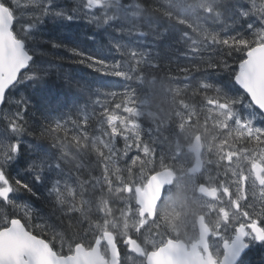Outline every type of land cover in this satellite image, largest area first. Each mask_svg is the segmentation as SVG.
Returning <instances> with one entry per match:
<instances>
[{"label": "snow or ice", "instance_id": "obj_1", "mask_svg": "<svg viewBox=\"0 0 264 264\" xmlns=\"http://www.w3.org/2000/svg\"><path fill=\"white\" fill-rule=\"evenodd\" d=\"M0 264H264V0H0Z\"/></svg>", "mask_w": 264, "mask_h": 264}, {"label": "rangeland", "instance_id": "obj_2", "mask_svg": "<svg viewBox=\"0 0 264 264\" xmlns=\"http://www.w3.org/2000/svg\"><path fill=\"white\" fill-rule=\"evenodd\" d=\"M82 27V29H83V26H81ZM103 36V33L102 32H100V33H98V38H101ZM73 72L74 73H79V74H81V75H89L88 73H89V70L88 69H79L78 67H75V66H73ZM259 257V256H258ZM256 258V259H259V258Z\"/></svg>", "mask_w": 264, "mask_h": 264}, {"label": "trees", "instance_id": "obj_3", "mask_svg": "<svg viewBox=\"0 0 264 264\" xmlns=\"http://www.w3.org/2000/svg\"><path fill=\"white\" fill-rule=\"evenodd\" d=\"M88 31L90 32L91 30L88 29ZM102 38H103V36H102L100 39H102ZM88 46L91 47L92 45L89 44ZM75 67H78L80 70H81V69H82V70H83V69H86V68H83L82 66H75ZM72 70H73V69H72ZM89 73H90V70H89ZM89 73H88V74H89ZM258 258H259V257H258ZM256 260H258V259H256Z\"/></svg>", "mask_w": 264, "mask_h": 264}, {"label": "flooded vegetation", "instance_id": "obj_4", "mask_svg": "<svg viewBox=\"0 0 264 264\" xmlns=\"http://www.w3.org/2000/svg\"><path fill=\"white\" fill-rule=\"evenodd\" d=\"M259 256V253H255V254H253V256H252V259L255 261L256 260V258Z\"/></svg>", "mask_w": 264, "mask_h": 264}, {"label": "bare ground", "instance_id": "obj_5", "mask_svg": "<svg viewBox=\"0 0 264 264\" xmlns=\"http://www.w3.org/2000/svg\"><path fill=\"white\" fill-rule=\"evenodd\" d=\"M256 261V260H255Z\"/></svg>", "mask_w": 264, "mask_h": 264}]
</instances>
